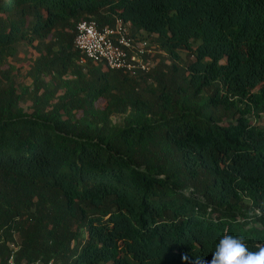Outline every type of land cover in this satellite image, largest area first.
I'll return each instance as SVG.
<instances>
[{
  "label": "trees",
  "instance_id": "trees-1",
  "mask_svg": "<svg viewBox=\"0 0 264 264\" xmlns=\"http://www.w3.org/2000/svg\"><path fill=\"white\" fill-rule=\"evenodd\" d=\"M116 19L174 59L191 51L183 77L82 62L77 25ZM46 40L30 113L0 72V264H195L225 234L264 245V0H0V68ZM56 74L73 75L64 94H40Z\"/></svg>",
  "mask_w": 264,
  "mask_h": 264
},
{
  "label": "built area",
  "instance_id": "built-area-1",
  "mask_svg": "<svg viewBox=\"0 0 264 264\" xmlns=\"http://www.w3.org/2000/svg\"><path fill=\"white\" fill-rule=\"evenodd\" d=\"M74 47L81 53L82 62L91 61L130 78L146 77L154 66L150 40L144 39V33L133 35L121 19L104 27L96 21H81L76 27ZM9 264H14L13 257Z\"/></svg>",
  "mask_w": 264,
  "mask_h": 264
},
{
  "label": "rangeland",
  "instance_id": "rangeland-1",
  "mask_svg": "<svg viewBox=\"0 0 264 264\" xmlns=\"http://www.w3.org/2000/svg\"><path fill=\"white\" fill-rule=\"evenodd\" d=\"M150 44L154 52V57L152 59L154 63L153 67L159 70V74L165 76V80L170 78V71L173 65L178 66V74L182 76L185 66L194 60L191 51L178 50L177 54L179 58L174 59L166 53L154 39H150ZM49 45L50 40H46L43 43L35 42L32 45L24 43L18 48L16 56L14 58H10L6 64L0 68V72L7 77V80H10L11 85L17 88L18 93L23 94L20 108L25 112H31V102L30 97L28 96L34 90V78L31 73H33L36 62L48 55ZM56 49L57 48H55V50ZM76 65H79V63H76ZM72 76L73 75L71 74V76L62 77L59 74H56V79L54 81L49 76H41L40 82L43 87L40 94H45L46 91L51 90L55 92L57 98L62 96L64 94V88L61 87V85L58 86L57 83H59L60 80L62 82V79H70ZM2 77L3 76H1V78ZM56 101L57 100L53 101L51 105L56 103ZM102 105L103 101H100V106L103 107ZM125 118L126 116H114L112 118V122L120 124ZM260 124L264 125V121Z\"/></svg>",
  "mask_w": 264,
  "mask_h": 264
},
{
  "label": "clouds",
  "instance_id": "clouds-1",
  "mask_svg": "<svg viewBox=\"0 0 264 264\" xmlns=\"http://www.w3.org/2000/svg\"><path fill=\"white\" fill-rule=\"evenodd\" d=\"M195 264H264V245L251 251L243 237L225 234L215 245L211 260L198 258Z\"/></svg>",
  "mask_w": 264,
  "mask_h": 264
}]
</instances>
